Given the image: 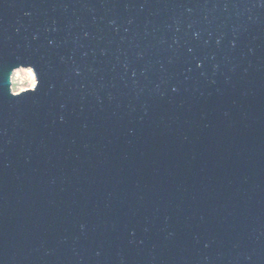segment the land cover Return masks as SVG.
<instances>
[{
	"label": "water",
	"instance_id": "1",
	"mask_svg": "<svg viewBox=\"0 0 264 264\" xmlns=\"http://www.w3.org/2000/svg\"><path fill=\"white\" fill-rule=\"evenodd\" d=\"M0 264H264V0H0Z\"/></svg>",
	"mask_w": 264,
	"mask_h": 264
},
{
	"label": "rangeland",
	"instance_id": "2",
	"mask_svg": "<svg viewBox=\"0 0 264 264\" xmlns=\"http://www.w3.org/2000/svg\"><path fill=\"white\" fill-rule=\"evenodd\" d=\"M11 81L12 92L14 93L31 88L35 83L32 70L30 68L24 67L15 69L13 71Z\"/></svg>",
	"mask_w": 264,
	"mask_h": 264
}]
</instances>
